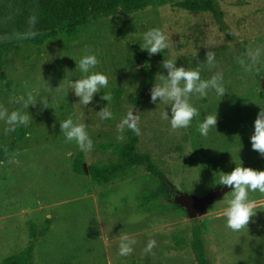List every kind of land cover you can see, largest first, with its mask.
<instances>
[{"label":"rangeland","instance_id":"1","mask_svg":"<svg viewBox=\"0 0 264 264\" xmlns=\"http://www.w3.org/2000/svg\"><path fill=\"white\" fill-rule=\"evenodd\" d=\"M218 1L233 39L220 30L210 12L164 5L89 24L73 40L18 44L3 56L0 104L10 111L19 108L9 103L12 96L40 89L49 107L29 105L33 121L14 133L6 134V125L0 122V147L10 144L22 130L10 160L0 162V262L26 247L33 223L44 235L38 238L32 264H196L190 248L193 219L173 207V197L143 203L158 178L142 166L103 184L92 182L88 174L75 173L72 165L79 150L65 142L59 121L69 116L79 120L83 113L82 122L93 140V149L83 152L84 164L111 161L113 151L104 146L121 145L126 137V130L120 133L118 125L135 107L133 99L143 82L141 66L146 64L153 83H158L159 73L166 75L163 59L176 57L177 66L199 67L203 79L222 73L227 92L222 98L212 91L203 99L192 96L190 102L199 117L191 127L173 130L161 118L169 106L151 102V86L136 107L139 150L150 155L177 190L199 196L221 186L215 184L220 171L230 172L239 161L244 166L264 158L252 150L249 140L253 121L264 109V88L260 78L245 72L241 64V46L245 52L260 47L264 53V0ZM150 28L170 37L171 46L163 53L149 55L140 49L142 33ZM84 49L96 55L97 70L109 82L86 106L71 90L64 98L55 88L79 78L75 61ZM207 51L215 54L212 66L205 60ZM260 66L264 69V55ZM25 83L30 89H25ZM116 89H122L118 98L112 97ZM103 94L112 97L109 103L101 98ZM103 106L112 112L111 119L98 117L96 111ZM215 111L216 130L201 136L197 122ZM120 135L123 140L118 139ZM227 195L198 218L208 258L212 264H264V195L249 194L256 214L239 232L226 227L222 215ZM123 234L136 240L128 256L118 255ZM149 239L156 241L150 254L144 252Z\"/></svg>","mask_w":264,"mask_h":264},{"label":"clouds","instance_id":"2","mask_svg":"<svg viewBox=\"0 0 264 264\" xmlns=\"http://www.w3.org/2000/svg\"><path fill=\"white\" fill-rule=\"evenodd\" d=\"M37 17L31 15L27 19L28 35L35 36ZM142 43L139 47L146 50L149 55L163 53L170 44V37L159 28H150L142 33ZM264 55L260 47L248 49L241 60L245 72L253 75L264 72L260 66V58ZM196 53L194 54V57ZM176 57L163 59L161 67L166 69V75L159 73L158 83H153L150 91V100L157 104L163 102L169 106L168 111L161 113V118L168 121L173 130L187 129L191 127L195 118L199 117V110L190 102L192 96L201 99L206 98L210 91L222 98L227 92L224 86L223 74L217 72L208 79H203L200 74V68H189L176 65ZM205 60L209 66L215 63V54L211 51L206 52ZM99 61L95 54L88 49H84L79 60L75 61V68L79 72V78L70 79L61 89L55 87L57 92H63L64 98L71 90L78 97V102L84 106L93 101V97L101 89L108 87V78L105 74L97 70ZM25 89L30 86L25 83ZM50 88V87H49ZM107 103L112 99L110 95L103 94L101 97ZM10 104L20 105L11 111L9 108L0 104V122L6 127L4 132L14 133L19 128H26L33 121L27 111L29 105L39 103L47 108L48 100L41 95L40 89L27 90L23 95L12 96ZM106 103V104H107ZM101 120L111 119L112 112L108 107H102L96 111ZM84 114L81 113L79 120H74L69 116L59 121V133L63 134L67 143H74L79 151L90 152L93 149V140L86 130L85 123L82 122ZM217 112L207 115L202 121L197 122V130L201 136H207L210 129L216 130ZM130 130L137 135L140 133L139 118L131 110L121 119L118 125V131L123 133ZM123 140V135L118 136ZM252 150L264 157V109L260 108L256 118L253 121V131L249 137ZM71 155V153H69ZM216 185L225 186L229 189L228 195L223 199L222 215L226 227L232 231L239 232L246 228L250 218L256 214L255 204L250 199V193L258 192L264 195V169L257 170L251 167L242 166L241 161L235 163V167L230 172L220 171L216 178ZM136 240L127 234L120 236L118 241V255L128 256L133 252V246ZM156 246L154 239H149L144 247L145 253H151Z\"/></svg>","mask_w":264,"mask_h":264},{"label":"trees","instance_id":"3","mask_svg":"<svg viewBox=\"0 0 264 264\" xmlns=\"http://www.w3.org/2000/svg\"><path fill=\"white\" fill-rule=\"evenodd\" d=\"M164 5L191 12H210L220 30H224L228 38H234L224 25L223 11L218 0H0V69L3 66V56L18 44L41 46L57 38L73 40L82 28L89 24L117 15L132 14ZM31 15L37 17L33 29L37 32L35 36L27 34L29 31L27 19ZM241 50L244 58L246 53L244 47L241 46ZM141 69L143 82L133 99L135 107L142 102L144 95L153 85L150 68L144 64ZM260 76L261 73H258L256 77L260 78ZM121 93L122 89H116L112 97L118 98ZM262 95L264 96V93ZM21 137L22 130L10 144L0 147V162L10 160ZM137 145L138 135L126 130V137L121 145L104 146L113 151L114 157L111 161L85 165L83 152L79 151L73 161L72 170L78 174H88L92 182L103 184L123 177L134 166H142L159 180V183L145 194L143 203L148 204L159 197L172 198L176 188L165 178L163 170L151 159L150 155L140 151ZM244 166L257 170L264 169V158H259ZM172 205L175 209L182 210L174 202ZM43 235V232H39L34 224L30 223L29 240L26 247L21 252L4 258L0 264H32L38 238ZM190 248L196 264H212L206 253L202 226L198 218L193 219Z\"/></svg>","mask_w":264,"mask_h":264},{"label":"water","instance_id":"4","mask_svg":"<svg viewBox=\"0 0 264 264\" xmlns=\"http://www.w3.org/2000/svg\"><path fill=\"white\" fill-rule=\"evenodd\" d=\"M260 80L262 88H264V76H261ZM131 111L135 114L136 107H133ZM227 191H229V189L225 186L212 187L206 194L199 196L189 192H181L176 189L173 194V202L185 211L189 218L196 219L203 216L212 203L221 200Z\"/></svg>","mask_w":264,"mask_h":264}]
</instances>
